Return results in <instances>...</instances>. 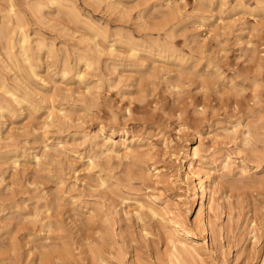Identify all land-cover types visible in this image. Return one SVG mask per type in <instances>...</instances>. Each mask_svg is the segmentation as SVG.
I'll return each mask as SVG.
<instances>
[{
  "label": "rangeland",
  "instance_id": "obj_1",
  "mask_svg": "<svg viewBox=\"0 0 264 264\" xmlns=\"http://www.w3.org/2000/svg\"><path fill=\"white\" fill-rule=\"evenodd\" d=\"M40 2L45 14L41 20L34 8ZM11 4L30 37L37 75L32 77L17 46L13 51L19 70L15 65L8 71L0 68V86L4 83L19 95L29 89L37 99L21 108L14 106V112L3 118L0 113V239L5 246L0 264H38L33 248L38 233L26 236L21 219L35 210L36 190L48 200L58 193L64 199L59 210L51 212L58 221L54 228L59 229L51 239L60 236L58 242L68 247L53 254L50 264H91L84 251L96 236V227L82 225L98 201L88 176L94 156L90 138L101 124L109 126L101 137L105 142L130 143L135 138L140 141L133 146L143 153L152 146L154 157L148 163L153 174L134 180L132 187L126 184L124 191L142 198L160 197L189 225L195 224L201 203H208L204 197L194 204V187L205 173L214 174L223 166L215 168L214 159L230 155L231 161L243 162L246 176L236 170L223 186L214 181L210 185L215 194L208 214L216 235L213 239L206 235V262L263 264L264 142L259 140H264V0H0V23ZM3 40L0 58L5 56ZM96 42L103 49L113 46L116 60L104 54L88 68L79 57L92 56ZM132 47L139 62L129 57ZM65 62L72 67L67 76ZM77 71L84 74L83 80H77ZM123 125L127 133L121 130ZM246 126L254 146L246 138ZM112 129L116 132L111 137ZM187 141L200 151L203 162L193 151L183 160L180 151ZM56 147L60 153L45 159L43 154H54ZM252 150L262 153L259 161L249 157ZM36 154L42 163L36 162ZM104 206L106 210L109 203ZM111 219L115 223L121 218L114 211ZM120 222L113 227L116 245L130 252L123 249L130 245L120 231L126 224ZM254 234L259 240L254 241ZM159 249L165 250L162 243Z\"/></svg>",
  "mask_w": 264,
  "mask_h": 264
},
{
  "label": "bare ground",
  "instance_id": "obj_2",
  "mask_svg": "<svg viewBox=\"0 0 264 264\" xmlns=\"http://www.w3.org/2000/svg\"><path fill=\"white\" fill-rule=\"evenodd\" d=\"M15 8L16 7L13 4H11L9 10H7L8 12L1 16L2 22L0 23V26L2 25L1 27H4V28L3 29L0 28V33L4 32L5 35H2V37L0 36L1 37L0 39L4 38L5 40V41L3 40L5 42L3 44V47L5 46L4 47L5 56L4 57L2 56V58H0V64L1 63L4 64V66L0 68H3V70L8 71V69L11 66L14 69L13 65H15L16 67L17 66L20 67V64L18 65L19 58L17 57V54L13 51L18 46L20 50L19 56L23 58V62L26 63L27 68L29 69V72H31L30 74H32V77H33V75L34 76L37 75L36 65L34 64L35 56H33L30 53L32 50L30 46L31 44L29 43L30 37L28 33H25L23 19L21 18L22 16L20 17V14L16 12ZM34 8L36 11L35 14L37 15L36 17H38L41 20L45 15L43 13V7H42L41 2L38 3L37 7H34ZM13 17L16 18V25L13 24ZM15 32H17L20 35L19 38L17 37L16 34H14ZM3 36H6V37H3ZM15 37H17L18 39H16ZM41 43L42 42L38 43L39 44L38 46H42ZM93 46L94 48L90 49V51H94L92 56L88 54H84L83 56L81 55V57H79V61L84 60L88 68L92 67L93 60L95 59L99 60L104 54L110 55V57L111 56L114 57L117 55L115 54L117 53V51H115L113 46L109 47V49H103L99 44H97V42ZM120 53L121 52L118 53L119 54L118 57H120L121 59ZM130 53H131L129 56L130 58H133L136 61L139 60L140 57H138V51L134 47L131 48ZM52 55H54V53H52ZM114 58L116 60V57ZM135 60L133 62H135ZM70 66L71 65L68 62L64 63V69H63L64 74L63 75L67 76V74H69L72 71V67ZM117 69L118 68H116V65H115V68L113 66L114 71ZM75 75L78 78V79L76 78L77 80L81 81L84 78V74L81 73L80 71H77ZM8 88L6 87V84L4 83L3 85L0 86V90L3 91V95L2 96L0 95L1 118H3V114L6 112H9V113L14 112L12 111L14 106L16 107L19 106L21 108L25 103L33 104L35 102L34 100L37 99V98L34 99L32 97L34 93L33 95H31L32 93H30L29 89L25 91V94L19 95L17 91L10 90ZM17 89H19L18 86H17ZM22 90H25V89H22ZM108 129H109V126L101 124L100 129L97 131V133H95V136L93 135V137L90 138V145L93 147L94 156L89 159V167H90L89 171H92V172H90L88 177L91 179L90 187L94 189V192L96 193V198L98 201L94 205L93 210L89 211L90 212L89 216H86L87 217L86 220L83 221L82 227L85 229L95 230L94 227H96V232H95L96 236H92L93 237L91 238L92 242L90 241L88 242L90 244H88L87 248H85L86 251H84L85 252L84 255L86 253L87 255L89 254L91 264H128L127 261L125 262L126 255L128 253L130 254L129 257L131 256V259L128 261L129 264H208L206 262V258L209 254L207 253L208 248L206 245V240H207L206 235L207 234L211 235V239L215 238V235H216L214 228H213L211 217L208 214L209 211L213 210V206H212L213 205V195L215 194V190H213V188H211L210 185L214 181V183H216L217 186H223L225 183L224 180L232 176L236 170H239L242 176L243 175L246 176L247 173H249L247 170V167L244 165L243 162H241V164H237L236 162L231 161L230 155L228 156L220 155L219 157L214 156L213 158L217 157L213 161V163L216 164L215 168L218 167V165L222 163H223V166L221 168L215 169L214 174L213 172L209 170L210 172L205 173L203 178L200 179V183L196 187H194V191H195L194 199H193L194 204H196L197 202L198 203L201 202L204 197H208L207 198L208 203L207 204H204L203 202L201 203L199 211H198V217L196 219L195 224L189 225L186 221H184L183 215L181 213L173 212V210L170 209L168 205L166 206L165 202L163 203L160 197L154 194H146V195H143L144 197L142 198V197L132 196L129 193H126L124 191V190L128 191V188L126 187L128 186L132 187L131 185L134 180L141 181L147 178V176H151L153 174L152 167L148 163V160L154 157L153 151H152L153 149L150 148L151 146L150 145L147 147V150L145 151V153H143L142 151H139L133 146V144L139 143L140 141V140L136 141L135 138H132L130 143H128V140L115 141L113 139L110 140L109 142H105L103 139H101V137H104L105 134L108 133ZM121 130L127 133L126 126L123 125V128ZM247 130L248 131L246 133H248L247 136L249 135V137H246V138L250 139V136L252 134H250L251 131L249 132L248 128ZM115 132L116 131L113 129L109 130L110 136L111 137L114 136ZM164 140H165L166 148H168L169 146H167V143H166L167 140L166 139ZM250 141H251L250 143H252L251 145H253L254 140L250 139ZM260 141L264 142V140H259V142ZM247 142H249V140ZM181 149L182 150L180 151V153L182 154L184 161L188 157L189 152L193 151V156L197 157L200 162H203L202 157L200 155V151L197 148H194V149L193 147L191 148L190 141H187L186 145ZM256 151L257 150H252V152H249L248 155L254 161L255 160L259 161V156L262 153H259V151H257L258 152L257 154ZM55 153H60V149L58 147L54 149V154L49 153L48 151V152H45L43 156L45 159L53 160L55 157ZM13 158H10V159H13ZM34 159L36 160V162L42 163L41 157H39L37 154L34 156ZM115 161H118V164H116ZM126 161L128 162L126 163ZM18 162H19L18 159H15L13 161V164L17 165ZM153 169L157 170V168H153ZM159 172L160 171L156 173V175L158 174L157 178L161 176ZM126 184H128V186ZM37 192L38 191L36 190V192L34 193V197L32 198V199L37 200L36 201L37 204H35L36 206H34L35 210L33 209L34 211L32 213H28L27 215L23 216L24 218H21L23 219V221H25L23 222L24 226L22 227V230L26 232L25 233L26 236H30L31 232L33 231H36V233H38V235L35 236L37 237L35 240L36 245L35 246L33 245L34 246L33 248L36 250L35 254L37 255V261H38L37 263L38 264H50L52 255L53 254L56 255V253L60 254L61 253L60 250L61 249L64 250L65 249L64 247H66V243L64 244L63 241L62 243L58 242L59 239H62L60 236H59L60 238L57 236L56 238H54V240H52L53 238L51 239L52 237L51 234L59 230L57 229L58 227L54 228V225H58V221L57 219L55 220L53 218V216L51 215V212L52 210L54 211V209L59 210L62 204L60 202L61 200H64V199L61 198L62 195L59 196L58 195L59 193L58 194L56 193L57 195L53 199L48 200V198L45 196L46 194L44 196L43 194H41L42 191L41 192L39 191L38 193ZM182 199L183 198H179V200L184 201ZM71 200H74L73 196ZM107 202L109 203V207H107V209L108 208H110V210L114 209L115 215L121 218L120 223H122V225L123 223L126 224V227L124 225L125 227L124 230L123 228L122 229L120 228V231L123 234L122 236L125 235L124 237L125 241H126V238H128L127 244L131 246L132 251L131 249L128 250V247L130 246H128L127 249L125 248L126 247L125 243H124L125 247L123 249L130 251V252H125L121 248H119L120 246L118 247L116 245L115 238H117V236L115 235L116 230L114 231L113 227L120 220L118 221L116 220L117 222L115 223L112 222L111 215L114 211L112 210L113 212L112 213L110 212L108 214L106 212L107 209L104 210L106 206V205L104 206V204ZM118 207L120 210H118ZM122 216H125V219L122 218ZM122 225L120 224V226ZM135 228H137V230L139 229V235H137L136 233L137 231H135L136 230ZM42 233H44V235ZM135 236L137 238H135ZM152 238H158V239L155 240ZM253 239H255L254 241L259 240L256 234H254ZM160 243H162L163 246L165 247L164 251L159 249ZM115 246H117L118 248ZM4 248L5 246L2 244L1 239H0V253L4 254L2 251ZM144 249L145 251H147L146 253L143 251ZM114 260L118 262L115 263ZM153 260H154V263H153Z\"/></svg>",
  "mask_w": 264,
  "mask_h": 264
}]
</instances>
